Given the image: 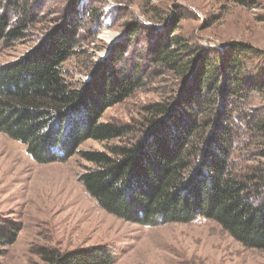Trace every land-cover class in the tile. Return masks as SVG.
I'll list each match as a JSON object with an SVG mask.
<instances>
[{
	"label": "trees",
	"instance_id": "trees-1",
	"mask_svg": "<svg viewBox=\"0 0 264 264\" xmlns=\"http://www.w3.org/2000/svg\"><path fill=\"white\" fill-rule=\"evenodd\" d=\"M37 1L0 0V44L24 37L39 17ZM75 8L55 17L26 53L0 65V133L39 164L78 154L88 163L78 181L118 218L145 226L209 219L242 246L264 250V101L253 104L257 96L264 100V51L235 40L204 47L174 34V25L150 45L144 73L172 74L175 90L147 103L137 121H101L145 75L123 69L126 52L111 47L87 80L70 83L63 64L83 24ZM136 33H128L129 42ZM88 139L117 142L80 149ZM19 231L16 223L0 228V244L14 243ZM35 252L37 264L115 260L101 244L40 245Z\"/></svg>",
	"mask_w": 264,
	"mask_h": 264
},
{
	"label": "rangeland",
	"instance_id": "rangeland-1",
	"mask_svg": "<svg viewBox=\"0 0 264 264\" xmlns=\"http://www.w3.org/2000/svg\"><path fill=\"white\" fill-rule=\"evenodd\" d=\"M79 2V4H75ZM39 17L24 37L0 44V65L26 53L44 31L74 8L81 25L75 53L63 64L75 85L108 57L111 47L125 51L123 69L143 76L149 48L157 37L182 34L204 47L231 40L264 51V0H38ZM86 10H92L90 16ZM94 16V17H92ZM54 21V20H53ZM108 33V40L104 33ZM130 41L128 33L134 34ZM120 50V51H119ZM145 75V73H144ZM176 87L170 73L145 75L143 85L100 120L137 121L143 107ZM256 97L253 104L263 103ZM117 140L88 139L80 149L103 150ZM88 163L78 154L66 162L39 164L25 146L0 133V228L20 231L12 244H0V264H37L36 247L62 250L101 244L115 255L112 264H264V250L246 248L212 220L145 226L102 210L78 181Z\"/></svg>",
	"mask_w": 264,
	"mask_h": 264
},
{
	"label": "bare ground",
	"instance_id": "bare-ground-1",
	"mask_svg": "<svg viewBox=\"0 0 264 264\" xmlns=\"http://www.w3.org/2000/svg\"><path fill=\"white\" fill-rule=\"evenodd\" d=\"M104 36L108 39V40H111L112 38L110 37V35L106 32L104 33Z\"/></svg>",
	"mask_w": 264,
	"mask_h": 264
}]
</instances>
